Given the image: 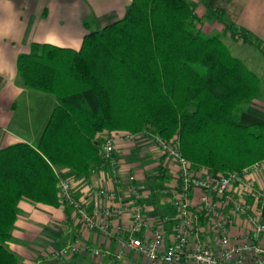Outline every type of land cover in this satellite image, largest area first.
Wrapping results in <instances>:
<instances>
[{
	"label": "trees",
	"instance_id": "16d2710c",
	"mask_svg": "<svg viewBox=\"0 0 264 264\" xmlns=\"http://www.w3.org/2000/svg\"><path fill=\"white\" fill-rule=\"evenodd\" d=\"M207 17L234 28L223 11L209 9ZM198 21L190 0H131L122 18L85 34L79 49L32 42L18 54L21 84L53 95L57 105L36 147L0 149V264L18 262L7 248L18 203L58 206L53 167L87 176L103 161V132L176 136L181 155L213 175L264 160V121L240 119L260 96V77ZM233 34L249 42L244 31ZM157 172L162 179L163 169Z\"/></svg>",
	"mask_w": 264,
	"mask_h": 264
},
{
	"label": "crops",
	"instance_id": "0c3cea01",
	"mask_svg": "<svg viewBox=\"0 0 264 264\" xmlns=\"http://www.w3.org/2000/svg\"><path fill=\"white\" fill-rule=\"evenodd\" d=\"M190 1L195 4L198 27L206 34L219 35L230 52L260 77V96L243 107L240 119L248 125L264 121V0H207L206 4L201 0ZM130 2L0 0V149L17 142L36 147L57 105L56 99L44 98L21 84L16 68L18 54L27 52L32 42L78 49L85 34L122 18ZM209 9L223 11L225 20L234 28L228 30L223 22L208 18ZM240 30L244 31L249 42L233 34ZM256 41L259 47L253 44ZM109 134L116 138V169L109 165L95 166L83 177H77L72 170L64 167H53V170L57 169L72 178L73 192L84 202L87 210L108 204L94 194L95 190L116 189L121 196H126L132 181L143 193L147 215L153 218L156 214L174 215L168 198L169 190L176 181L174 162L157 150L151 130L139 134L134 140L119 138L117 131L103 132L98 135V140L102 141ZM159 167L163 169L162 179H169L166 191L159 192L163 194L159 195L160 198L152 189L145 195L142 182L148 178L147 173L151 169L155 178ZM251 176L253 187L260 195L258 198L247 196V200L264 219V163L259 164ZM114 177L117 182L113 181ZM147 195L151 201L146 200ZM18 207L19 213L7 243V248L18 257L17 264H119L123 261L143 264L137 255L122 250L113 240L87 229L76 213L65 205L48 206L21 200ZM120 223L126 224L127 218H114V227ZM77 238L94 249H100L102 254L70 255L60 260L48 257L50 253L74 243Z\"/></svg>",
	"mask_w": 264,
	"mask_h": 264
},
{
	"label": "built area",
	"instance_id": "2783aa9c",
	"mask_svg": "<svg viewBox=\"0 0 264 264\" xmlns=\"http://www.w3.org/2000/svg\"><path fill=\"white\" fill-rule=\"evenodd\" d=\"M117 132L119 138L127 140L139 135ZM152 137L157 150L174 162L176 181L168 193L174 215H147L143 193L132 181L126 196L116 189L95 190L94 194L108 204L87 210L73 192L72 178L54 169L60 204L71 208L87 229L137 255L143 264H264V219L247 200V196L260 195L253 187L251 173L264 160L239 173L213 175L181 155L176 136L169 141L155 134ZM115 139L109 134L100 141L103 161L97 167L117 168ZM122 217L127 223L114 227V218ZM88 253L102 254L77 238L48 257L60 260Z\"/></svg>",
	"mask_w": 264,
	"mask_h": 264
},
{
	"label": "rangeland",
	"instance_id": "374dc122",
	"mask_svg": "<svg viewBox=\"0 0 264 264\" xmlns=\"http://www.w3.org/2000/svg\"><path fill=\"white\" fill-rule=\"evenodd\" d=\"M80 48V47H79ZM78 48V49H79ZM28 50V49H27ZM34 93H37L39 95H41L42 97L44 98H47V99H53V101H55V98L54 96L52 95H48V94H43L41 92H37L35 90H33ZM150 172L147 173L148 175V178L147 179H144V181L142 182V189L145 190L144 191V194H149L150 191L152 192V190H155L157 191V196L160 198L161 196L159 195H163V194H159V192H165L166 191V188H167V183L169 182V179L166 177L164 179H154L152 174H153V170H149ZM152 189V190H151ZM146 192V193H145ZM168 197V196H167ZM169 198V197H168ZM146 200H149L151 201V197L149 195L146 196ZM158 200V198H157Z\"/></svg>",
	"mask_w": 264,
	"mask_h": 264
}]
</instances>
